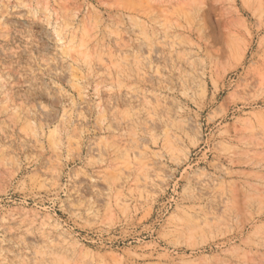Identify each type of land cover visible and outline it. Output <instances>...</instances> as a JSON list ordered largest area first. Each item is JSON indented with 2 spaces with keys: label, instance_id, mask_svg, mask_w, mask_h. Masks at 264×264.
Returning a JSON list of instances; mask_svg holds the SVG:
<instances>
[{
  "label": "rangeland",
  "instance_id": "rangeland-1",
  "mask_svg": "<svg viewBox=\"0 0 264 264\" xmlns=\"http://www.w3.org/2000/svg\"><path fill=\"white\" fill-rule=\"evenodd\" d=\"M0 264H264V0H0Z\"/></svg>",
  "mask_w": 264,
  "mask_h": 264
},
{
  "label": "bare ground",
  "instance_id": "bare-ground-1",
  "mask_svg": "<svg viewBox=\"0 0 264 264\" xmlns=\"http://www.w3.org/2000/svg\"><path fill=\"white\" fill-rule=\"evenodd\" d=\"M53 31H54V33H55V35H56V37H57V40H58V42L60 43V47L63 49L64 47H66V45H68L69 44V42L68 43H65L64 42V39L62 38V36H61V32H60V28H58V26L55 24V26H54V28H53ZM83 44V43H82ZM74 45V44H73ZM82 47H83V45H82ZM73 48V47H72ZM69 49V48H68ZM62 53V52H61ZM143 56V55H142ZM138 60V59H137ZM143 60V59H142ZM120 63V62H119ZM134 63V62H133ZM137 63V62H136ZM89 64V63H88ZM137 65V64H136ZM150 66V65H149ZM141 71V70H140ZM142 72V71H141ZM140 73V72H139ZM63 76V75H62ZM46 86V85H45ZM200 86V85H199ZM46 91V90H45ZM49 92V91H48ZM48 94V93H47ZM35 96V95H34ZM38 98V97H37ZM122 101H123V99H122ZM134 107V106H133ZM54 117V116H53ZM50 119V118H49ZM40 125V124H39ZM42 125V124H41ZM190 128V127H189ZM191 129V128H190ZM57 226V225H56ZM68 246V245H67ZM80 251V250H79ZM64 254V253H63ZM69 260V259H68ZM53 261V260H52ZM59 261V260H58ZM61 261V260H60ZM66 261V260H65ZM61 263V262H60Z\"/></svg>",
  "mask_w": 264,
  "mask_h": 264
}]
</instances>
